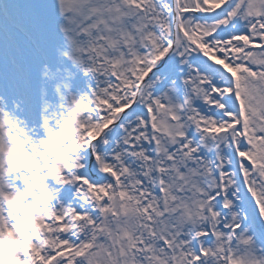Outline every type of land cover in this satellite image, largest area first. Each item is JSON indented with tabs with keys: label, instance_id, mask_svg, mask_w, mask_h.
I'll return each mask as SVG.
<instances>
[{
	"label": "snow or ice",
	"instance_id": "6c2138e0",
	"mask_svg": "<svg viewBox=\"0 0 264 264\" xmlns=\"http://www.w3.org/2000/svg\"><path fill=\"white\" fill-rule=\"evenodd\" d=\"M0 264H264V0H0Z\"/></svg>",
	"mask_w": 264,
	"mask_h": 264
}]
</instances>
